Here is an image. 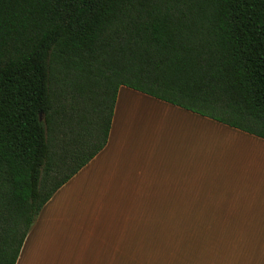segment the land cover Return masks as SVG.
I'll return each instance as SVG.
<instances>
[{"label": "trees", "instance_id": "16d2710c", "mask_svg": "<svg viewBox=\"0 0 264 264\" xmlns=\"http://www.w3.org/2000/svg\"><path fill=\"white\" fill-rule=\"evenodd\" d=\"M121 87L264 139V0H0V264L105 148Z\"/></svg>", "mask_w": 264, "mask_h": 264}, {"label": "crops", "instance_id": "0c3cea01", "mask_svg": "<svg viewBox=\"0 0 264 264\" xmlns=\"http://www.w3.org/2000/svg\"><path fill=\"white\" fill-rule=\"evenodd\" d=\"M16 264H264V139L121 87L107 145Z\"/></svg>", "mask_w": 264, "mask_h": 264}, {"label": "rangeland", "instance_id": "374dc122", "mask_svg": "<svg viewBox=\"0 0 264 264\" xmlns=\"http://www.w3.org/2000/svg\"><path fill=\"white\" fill-rule=\"evenodd\" d=\"M203 130H204V132H203L204 139L211 140V137H212L211 132L208 131V130H205L204 128H203ZM218 139H219V137H215V142L216 143L218 142ZM235 150L238 152V149H235ZM233 153L235 154L234 149H233ZM232 168H233V165H232ZM215 170L217 172V168H215ZM203 171H204V174H205L204 175V180L208 181V182H211L210 174L212 172V166H210L209 161H207V160H205V162H204Z\"/></svg>", "mask_w": 264, "mask_h": 264}]
</instances>
